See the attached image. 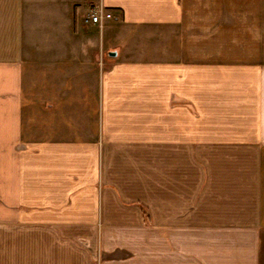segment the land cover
<instances>
[{
  "label": "crops",
  "instance_id": "1",
  "mask_svg": "<svg viewBox=\"0 0 264 264\" xmlns=\"http://www.w3.org/2000/svg\"><path fill=\"white\" fill-rule=\"evenodd\" d=\"M0 264H264V0H0Z\"/></svg>",
  "mask_w": 264,
  "mask_h": 264
},
{
  "label": "built area",
  "instance_id": "2",
  "mask_svg": "<svg viewBox=\"0 0 264 264\" xmlns=\"http://www.w3.org/2000/svg\"><path fill=\"white\" fill-rule=\"evenodd\" d=\"M109 19H112L111 13L100 2H97L89 6L84 23L101 26Z\"/></svg>",
  "mask_w": 264,
  "mask_h": 264
}]
</instances>
